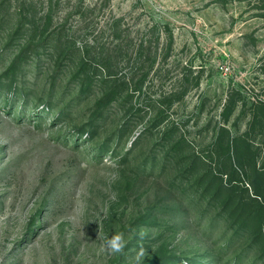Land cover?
Segmentation results:
<instances>
[{
	"label": "rangeland",
	"instance_id": "obj_1",
	"mask_svg": "<svg viewBox=\"0 0 264 264\" xmlns=\"http://www.w3.org/2000/svg\"><path fill=\"white\" fill-rule=\"evenodd\" d=\"M260 100L264 0H0V264H264Z\"/></svg>",
	"mask_w": 264,
	"mask_h": 264
},
{
	"label": "clouds",
	"instance_id": "obj_2",
	"mask_svg": "<svg viewBox=\"0 0 264 264\" xmlns=\"http://www.w3.org/2000/svg\"><path fill=\"white\" fill-rule=\"evenodd\" d=\"M79 45V42H78ZM145 233H140L141 239L144 238ZM127 241L124 239L123 233H115L110 237L106 238L105 242L101 245L102 250L109 255H123L125 248L127 247ZM146 256V249L140 247L133 257L134 264H140L141 260Z\"/></svg>",
	"mask_w": 264,
	"mask_h": 264
},
{
	"label": "trees",
	"instance_id": "obj_3",
	"mask_svg": "<svg viewBox=\"0 0 264 264\" xmlns=\"http://www.w3.org/2000/svg\"><path fill=\"white\" fill-rule=\"evenodd\" d=\"M256 107H257V109H256L257 111L253 113V119L255 121L257 120L261 127H264V101L260 100L259 102H257ZM94 126H95V124H94ZM232 190L234 191V189H232ZM258 195L262 198V201L260 203L261 204V211H259L258 217L264 218V195L259 194V193H258ZM251 200H257V199L254 196V197H251ZM242 221L243 222L241 223V227H248L249 226L250 223L248 222V220L242 219ZM236 239H237V237L231 238L230 242L227 244V248H231L234 244V240H236Z\"/></svg>",
	"mask_w": 264,
	"mask_h": 264
}]
</instances>
